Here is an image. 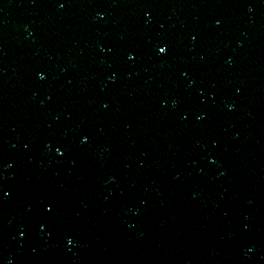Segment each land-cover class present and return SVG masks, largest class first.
Returning <instances> with one entry per match:
<instances>
[{
  "label": "water",
  "instance_id": "95a60500",
  "mask_svg": "<svg viewBox=\"0 0 264 264\" xmlns=\"http://www.w3.org/2000/svg\"><path fill=\"white\" fill-rule=\"evenodd\" d=\"M0 264H264V0H0Z\"/></svg>",
  "mask_w": 264,
  "mask_h": 264
}]
</instances>
